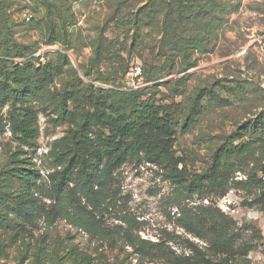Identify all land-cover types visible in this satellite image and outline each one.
Listing matches in <instances>:
<instances>
[{
    "label": "rangeland",
    "instance_id": "rangeland-1",
    "mask_svg": "<svg viewBox=\"0 0 264 264\" xmlns=\"http://www.w3.org/2000/svg\"><path fill=\"white\" fill-rule=\"evenodd\" d=\"M149 1L0 0V264H162L127 237L186 257L187 239L209 245L186 225L199 208L233 222L248 253L237 264H264V0H221L203 31L177 39L201 44L185 56L180 47L164 56L165 34L134 24ZM133 62L147 82L138 91L122 84ZM155 111L171 117L169 157L130 158L107 181V200L82 197L105 239L69 222L46 190L78 166L76 133L102 148L108 115L148 124ZM33 198L39 213L22 220Z\"/></svg>",
    "mask_w": 264,
    "mask_h": 264
},
{
    "label": "trees",
    "instance_id": "trees-1",
    "mask_svg": "<svg viewBox=\"0 0 264 264\" xmlns=\"http://www.w3.org/2000/svg\"><path fill=\"white\" fill-rule=\"evenodd\" d=\"M221 5V0H150L145 7L140 8L141 13L134 14V19H132L135 23L132 19L130 21L132 20L140 27L152 26L157 31L163 32L167 37L165 45L162 46L165 56L168 54L165 47L179 53L180 44L177 39L182 40L181 34L187 31L194 35L197 30L203 31L202 23L208 17L211 19V16L215 15V10ZM142 12L144 13L142 14ZM50 39L55 41L54 38ZM170 39L173 41L170 42ZM192 41L194 44H191V47L185 44L180 47L183 56L188 55L191 49L201 48L198 39L192 38ZM135 63L137 62H133L131 66ZM96 81L107 85V88L98 86L100 89L124 92L118 88L120 87L119 83L116 85L113 81ZM92 82L93 80H90V84L94 86ZM123 82L122 80V84H124ZM8 88L12 94H16L12 87ZM106 120L113 124L114 128L112 127L110 134L103 139L104 146L102 148L94 147L90 138L77 132L74 145L69 153L71 159L77 161L78 166L72 168L67 165L61 173L62 176L58 184L46 190V195L56 199L55 205L69 222L104 237L102 239H105V235L102 232L100 221L96 220L95 212L89 211L87 206L82 204V197L90 199L100 196L104 201L107 200V194L103 190L107 188V181L113 178L115 169L120 163L133 157L140 158V156L152 163H157L162 157L163 159L169 157L167 151L174 134L171 117L158 116L156 111L151 113L147 120L148 124H141L145 119L140 117L131 123L114 119L110 115L106 117ZM129 133L135 137L134 140H124V135ZM70 182L75 184L73 189L67 188ZM96 183L100 184L101 189L95 188ZM32 185L35 186L36 183ZM37 203L33 198L21 206L18 211L19 217L22 220H27L29 217L37 216L39 213ZM194 211L196 210H190L191 213ZM196 215L193 218L195 225L188 222L186 225L192 226L191 229L195 234L209 245L200 247L194 241L187 239L190 254L186 257L178 255L173 249L165 246L164 242L134 239L131 236L127 237L126 242L137 244L136 252L139 254L145 256L161 254L162 264H237L239 255L243 256L244 254L245 258H248V253L242 254L236 245L234 235L229 233L232 221L222 222L219 216L208 208L197 209ZM123 219L128 224L136 226V229L143 224V221L135 220L131 216L125 215ZM206 224H210L211 227H207ZM115 243L116 241L113 239L109 242L110 245Z\"/></svg>",
    "mask_w": 264,
    "mask_h": 264
},
{
    "label": "built area",
    "instance_id": "built-area-1",
    "mask_svg": "<svg viewBox=\"0 0 264 264\" xmlns=\"http://www.w3.org/2000/svg\"><path fill=\"white\" fill-rule=\"evenodd\" d=\"M124 83L125 88L129 90H138L146 85L143 67L140 63L137 62L129 68L125 74Z\"/></svg>",
    "mask_w": 264,
    "mask_h": 264
}]
</instances>
